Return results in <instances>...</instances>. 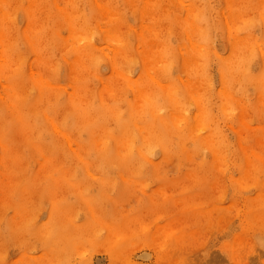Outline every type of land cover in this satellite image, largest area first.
I'll return each instance as SVG.
<instances>
[{"label": "rangeland", "instance_id": "obj_1", "mask_svg": "<svg viewBox=\"0 0 264 264\" xmlns=\"http://www.w3.org/2000/svg\"><path fill=\"white\" fill-rule=\"evenodd\" d=\"M54 1L71 13L74 33L64 25L65 19L59 20L62 14H55ZM95 2L100 10L110 11V19L98 14ZM255 2L259 9L252 6ZM262 3L7 0L0 13H5V45L12 50L14 61L10 59L5 68L8 78L0 81V132L5 134L9 149L6 158L0 149V264H264V138H259L260 143L253 141L264 133V107L258 101L260 95L264 99V85L255 92L252 80L243 79L246 73L264 77V24L258 13L264 0ZM30 5L34 32L43 31L37 56L21 35L26 26L24 9ZM144 5L146 13L141 17L139 9ZM187 18L193 19L197 31L200 27L190 41L182 36L179 26ZM227 21L231 36L227 35ZM97 23L102 29H111L115 38L101 39ZM47 28H57L61 37L45 34ZM135 32H141L145 40L136 41ZM192 52L198 64L196 75L179 63L180 56ZM158 53L163 56L157 59ZM220 58L230 61L224 70L236 72L226 83L221 80V66L225 65ZM145 61H149L148 69L143 67ZM13 69L19 71L14 81L9 77ZM30 74L42 79L46 93L44 104L36 108L37 93ZM189 78L195 81L193 93L203 115L209 117L193 134L220 143L222 152L218 148L215 154L220 161L208 148L192 142L186 143L183 155L172 142L163 151L154 144L145 152V160L136 153L130 163L103 161L97 158L98 153L86 150L87 134L80 124L75 126L72 108L65 102L66 92L75 88L80 100L88 103L93 122L98 115L96 104L101 103L95 94L100 92L108 107L103 127L114 136L118 125L110 111L125 114L126 101L134 96L127 79L145 84L148 91L157 83H174L177 91ZM3 86L16 92L15 100L1 102L6 96ZM225 88L232 104L222 116L220 109L228 102L221 94ZM184 95L180 112L194 123L197 106ZM159 102L158 113L165 116L169 106L164 100ZM45 104L52 106L47 114L57 131L42 117L39 108ZM14 114L31 127L26 131L31 142L42 141L46 159L40 165L39 156L21 140L18 131L5 133ZM240 114L246 126L242 146L234 132L240 129ZM62 131L70 133L72 148L77 147L76 142L84 146L85 161L71 156L67 147L54 152ZM244 150H253L263 162L252 172L246 171L243 180L238 166ZM214 160L219 162L218 168H207ZM55 177L59 178L52 184ZM79 189L100 204L96 217H88L76 196ZM173 223L182 227L179 239L161 233ZM112 224L127 225L124 235L120 228V239L113 238ZM131 230L134 232L129 235Z\"/></svg>", "mask_w": 264, "mask_h": 264}, {"label": "bare ground", "instance_id": "obj_2", "mask_svg": "<svg viewBox=\"0 0 264 264\" xmlns=\"http://www.w3.org/2000/svg\"><path fill=\"white\" fill-rule=\"evenodd\" d=\"M29 1V0H28ZM95 1V0H94ZM226 5H230V0H224ZM262 0H260V6H262ZM7 5V0H0V10H3L4 7ZM56 10V15L59 17V12L62 14V19H65L64 25L68 28L71 33H74V27L72 26V19L71 13L65 9V8H59L56 1H54V4L52 5ZM95 6L97 7L98 14L102 18H111V13L107 8H99V5L95 2ZM252 6L256 7V9H259V5L257 2L253 3ZM146 6L140 7L139 14L141 17L146 13L145 10ZM26 14V26L23 27V30L21 32L22 38L24 39L25 43L28 45V48L31 52H34L36 55L37 50V44L39 43V39L41 40L43 31L37 30L34 32L35 28L33 20V10L31 8V5L24 9ZM260 14V19L262 20L264 24V7H262V10L258 11ZM4 16L5 13H0V43L2 45V48L0 52H2L3 60L0 62V81L2 78H8L4 74L5 68L7 67V63L11 59L14 61V56L12 50H9V47L5 45L6 40V33L3 29L4 26ZM99 16V17H100ZM58 20V21H59ZM178 25V24H177ZM180 26V31L183 37H185L188 41L192 39L194 36V33H199V30L197 31V26L194 24L193 19L187 18L182 25ZM228 26V36H231L230 31V25L227 21ZM96 28L99 29V34L101 39H114L115 36L113 34V31L111 29H102V27L97 23ZM51 33L54 35H57L61 37L58 33L57 28H53L50 31V28H47L44 32ZM136 41L140 42V39L145 40L142 38L141 32H135L133 34ZM238 41L235 43L232 42V47H235ZM62 44V43H60ZM145 45L148 44L147 41L144 43ZM195 53V49H194ZM194 53L192 52L191 55H182L180 56L179 63L182 66V68L186 71H189L192 69L191 75L195 74V67L198 68V64L196 62V59H194ZM37 56V55H36ZM163 54L158 53L157 59L162 57ZM164 60V59H162ZM141 61V60H140ZM221 65H225L224 68L221 66V80L223 83H226L227 80L232 78L236 72H230L226 71V67L229 68L230 61L227 59H221L220 58ZM240 61H238L239 63ZM240 67H243L241 63L239 64ZM143 67L145 69L149 68V61H145L143 63ZM72 72V70H71ZM241 72V71H240ZM70 73V70L68 71ZM196 75V74H195ZM9 76V75H8ZM31 76V84L36 90V97L33 106L36 108L39 105L44 104V100L46 98V93L44 91V85L43 81L40 77ZM12 78V81L16 79V77H19V71H16L13 69L12 75L9 76ZM243 79H250L252 80L255 88L260 90L262 85H264V77H256V75H249L248 73L243 75ZM192 78L187 79L186 82H182V88L178 89L176 91V85L174 83H169L167 85H161L157 83L151 91H148V89L145 87V84L143 83H134V81L127 79V88H129L133 92V99L126 101V111L125 114L119 115L116 111H110V115L113 116L118 125V131L117 133L112 136L110 132H107L106 129L103 127L104 123L102 121L103 117L106 115L105 111L108 108L105 103H102L103 96L100 92L96 91V98L101 103L96 104V112L98 115L93 120V122H90L91 118L88 115V103L84 102L83 100H80L78 96V92L76 93L75 88L72 92H66L65 95V102L69 103L72 108L73 113V119L75 126H78L80 124V127L84 129V131L87 134V149L91 151L92 153H98L97 158L102 159L103 161H108L109 163H121V162H133V156L137 153L140 156V159H146L145 152H148L150 150V147L154 144L157 145L162 151L170 148V144L174 142V148L183 155L187 151L186 143L192 142L193 144H196L197 146H203L205 148H208L212 155L215 157L216 160H219L218 155H215L216 152L218 153V148L222 152V147L220 146V143H217V141H214L213 139L207 138H201V137H195L193 134L195 129H198V127L203 126L205 122L209 119L208 116L203 115L202 107L200 103H198L197 98L194 97V91L192 88V85L195 83V81L192 83ZM14 84V83H13ZM3 90L5 92V98L2 97L1 102L5 100H15L13 96H16V92L10 87H4ZM181 92H180V91ZM257 90V91H258ZM260 92V91H258ZM184 94L189 96V102L195 103L197 106V113L195 116V122L191 123L187 120V117H185L180 110L183 109V105L181 103L180 97L185 96ZM221 94L223 95V98H225L226 101L224 102L223 106L220 109L221 115L225 116L227 112V108L231 106L232 102H229L230 97V91L225 88L221 91ZM164 100L167 106H169L168 113L165 116H161L158 113L159 109V101ZM258 101H260L264 107V99L262 96H259ZM25 105L30 108L31 105L26 104ZM100 105V106H99ZM14 108V104L12 105ZM258 106V105H256ZM48 104H45L44 108L43 106L39 109L42 110V117L43 119L48 122L54 130L57 131L55 122L48 116L47 112L50 109ZM260 106L257 108V111H260ZM6 112H13V109L9 110L7 109ZM264 112V110H263ZM14 119L8 121L7 127H5V133L8 132H19L21 136V140L24 142H27L28 145L32 148L34 153L39 156L37 159V162L39 165L41 164V160H45L46 156L42 155V150L44 149L42 141L39 142H31L27 131L28 125L25 124L21 118H18V114H14ZM242 114H240L239 117V128L235 130L234 132L236 134L237 142L240 146L243 145V139L241 138V134H246V126L241 118ZM184 124V125H183ZM97 128H101L102 131L97 130ZM31 130V127L29 128ZM98 131L97 134H94L95 131ZM182 131V132H181ZM215 132L217 133L218 130L216 129ZM60 143L59 145L54 146V152L55 150H61L62 148L70 150V155L74 156L79 161H85V153L84 146L81 143H77L76 148H72L71 146V137L70 133L62 131L60 132ZM172 136L174 139L172 140ZM219 137V135H217ZM254 144L257 142L260 143L261 139L264 138V133L260 134L258 137H253ZM5 134L0 132V149L3 154V158L5 157V150H9L8 147L5 144ZM135 141V144H133ZM133 145L134 148H133ZM61 148H60V147ZM252 146V144H251ZM250 153L248 151L244 150L243 153L241 152L243 162L238 166L239 172L241 171L242 179L244 180L246 174V171L252 172L255 170L260 164L263 162V158L258 156L256 152ZM254 156V157H252ZM138 157V156H137ZM214 160L213 162H210L207 164V168L211 169H217L218 163ZM256 161H258L257 164ZM118 167V166H116ZM59 177L51 178L52 184L56 183V180ZM239 181V179H234L233 182ZM69 186L73 188H80V186H75L70 181H66ZM49 191L48 188H46V192ZM76 196L79 200H81L85 208L88 212L89 218H94L96 216L95 213L98 210V207L100 204L93 203L88 197H85L81 194V190L79 189L76 193ZM167 197H165L164 200H166ZM263 199V198H262ZM52 205H54L53 201H51ZM261 212L264 213V207L261 208ZM69 226H72V223L70 222ZM120 228H123V235L125 231L127 230V225L118 226V224H112L110 225V230L116 235L113 236L114 239H120L118 236L120 235L121 231ZM158 228H155L154 231H158ZM134 232L131 230L129 232V235ZM183 230L182 227L177 225L176 223H173L170 225V227H164L161 229V233L165 236L172 235L173 239H179L181 237ZM128 235V236H129ZM126 238V237H123Z\"/></svg>", "mask_w": 264, "mask_h": 264}]
</instances>
